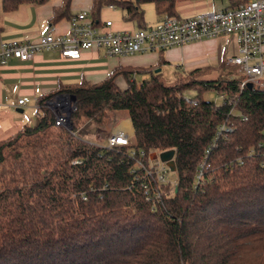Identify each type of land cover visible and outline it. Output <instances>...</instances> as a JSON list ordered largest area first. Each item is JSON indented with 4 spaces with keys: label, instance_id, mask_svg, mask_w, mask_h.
I'll return each mask as SVG.
<instances>
[{
    "label": "trees",
    "instance_id": "16d2710c",
    "mask_svg": "<svg viewBox=\"0 0 264 264\" xmlns=\"http://www.w3.org/2000/svg\"><path fill=\"white\" fill-rule=\"evenodd\" d=\"M21 1L2 0V8ZM175 1L91 0L89 12L98 24L100 9L112 4L144 27L142 3L152 2L162 19L176 16ZM70 2L62 0L51 20L67 15ZM159 65L59 83L36 100L34 125L0 139V264H264V87H240L241 75L222 71L206 79L203 67L168 84ZM135 72L145 76L136 82ZM189 88L192 98L183 94ZM210 91L223 100L203 97ZM56 94L74 96L69 129L45 103ZM120 109L130 117L135 156L129 146L72 134L78 117ZM170 148L177 189L162 184L152 204L135 157L142 150L146 164L151 152ZM75 158L81 162L69 164Z\"/></svg>",
    "mask_w": 264,
    "mask_h": 264
},
{
    "label": "crops",
    "instance_id": "0c3cea01",
    "mask_svg": "<svg viewBox=\"0 0 264 264\" xmlns=\"http://www.w3.org/2000/svg\"><path fill=\"white\" fill-rule=\"evenodd\" d=\"M246 1L248 0H176L175 15L181 18L190 17L199 12L229 8ZM61 2L62 0H24L14 8L4 9L0 0V39L32 41L49 28L53 29L55 35L66 34L69 31V15L81 9L89 10L91 5V0H71L67 15L53 21V9ZM141 7L145 26L161 18L155 13L152 2L142 3ZM122 15V10L114 5L103 6L98 15V24L110 20L111 30L131 31L139 28L134 21L125 20ZM237 51L234 36L219 35L160 51L126 56L107 55L102 48L92 47L82 49L77 58L63 57L57 49L38 51L26 61L10 58L0 66V139L15 133L23 126L34 125L40 116L36 100L59 83L97 82L119 66H157L172 58L177 65L184 66L183 71L220 66L226 56L234 55ZM22 96L29 98L26 105L17 104L18 98ZM122 119L128 120L129 128L121 124ZM119 126L133 135L127 111L125 116H121Z\"/></svg>",
    "mask_w": 264,
    "mask_h": 264
},
{
    "label": "built area",
    "instance_id": "2783aa9c",
    "mask_svg": "<svg viewBox=\"0 0 264 264\" xmlns=\"http://www.w3.org/2000/svg\"><path fill=\"white\" fill-rule=\"evenodd\" d=\"M110 23V20H105L103 24H94L89 10L81 9L69 18V31L66 34L55 35L53 29L49 28L32 41L0 39V66L10 58L26 61L41 50L57 49L63 57L77 58L82 49L94 47L102 48L107 55L126 56L160 51L219 35H232L237 42L238 51L234 55L226 56L222 60L223 66L238 67L242 73L240 87L248 82L255 87H264V0H248L237 6L199 12L190 17L169 16L131 31L111 30ZM210 97L215 98L213 92ZM223 98L219 94V102ZM28 102L27 96L17 100L18 105H26ZM45 103L53 110L56 124L68 128V115L75 107L70 95L56 94L46 99ZM36 106L39 109L37 104ZM39 112L41 114L40 109ZM230 129L229 126H219V131ZM132 137L129 132L116 127L101 143H88L106 148L129 146L128 153L133 157L135 151L131 148ZM138 154L134 167L143 171L145 180L140 185L145 199L154 204L163 193L161 185L169 182L166 179L169 169L159 159L158 152H151L146 164L141 160L144 152L138 150ZM80 162V159L75 158L69 164ZM135 168L130 169V172H134ZM82 198L85 196L82 195Z\"/></svg>",
    "mask_w": 264,
    "mask_h": 264
},
{
    "label": "rangeland",
    "instance_id": "374dc122",
    "mask_svg": "<svg viewBox=\"0 0 264 264\" xmlns=\"http://www.w3.org/2000/svg\"><path fill=\"white\" fill-rule=\"evenodd\" d=\"M182 61L185 62V60L182 58ZM159 67V75L160 77L168 84L173 83L174 81L178 80L180 73L183 75L180 76V78H184L186 75V72L189 70L183 71V67L180 64L177 65L174 58L170 59L168 62H164ZM206 68V69H205ZM209 68V69H208ZM205 69V70H204ZM229 72V74H232L233 76L241 75L242 73L238 70V67L235 66H223L221 63L220 66L216 67H203V71L200 73V76L206 79H218L220 77V72ZM145 75L143 73H133L132 78L138 82L141 80ZM117 85L119 87L124 88L126 86V83L123 81V78L121 76H118L116 78ZM212 92H206L203 94V97L211 99L215 102H219V94L216 92H213V95L215 98L210 97V94ZM183 94L188 97L192 98L195 95V91L193 89H186L184 90ZM74 102V101H73ZM70 113L68 115V118L70 120ZM126 111L125 110H105L104 113L97 115V118H86L84 116L78 117L76 120V129L73 132V134L78 138L85 142L93 141V142H102L105 137L109 134L110 131H112L116 127L119 126V121L121 119V116H125ZM125 118V117H124ZM71 122V121H70ZM121 124L124 125L126 128H129L128 120L122 119ZM65 127V126H64ZM66 128V127H65ZM69 129V126L68 128ZM133 139V138H132ZM66 151V149H64ZM166 179L169 181V185L172 186L171 188H175L176 184V172L175 171H168Z\"/></svg>",
    "mask_w": 264,
    "mask_h": 264
},
{
    "label": "water",
    "instance_id": "95a60500",
    "mask_svg": "<svg viewBox=\"0 0 264 264\" xmlns=\"http://www.w3.org/2000/svg\"><path fill=\"white\" fill-rule=\"evenodd\" d=\"M156 71H159V68H156ZM248 86H252V84L250 82L247 83ZM70 98L74 101V96L70 95ZM69 120V118H68ZM69 128H70V120H69V124H68ZM174 149L170 148V149H165L162 150L160 152H158V157L161 161L165 162V164L167 165L168 169L170 171H174L175 170V162H174ZM177 189V185L174 188V191H176Z\"/></svg>",
    "mask_w": 264,
    "mask_h": 264
}]
</instances>
